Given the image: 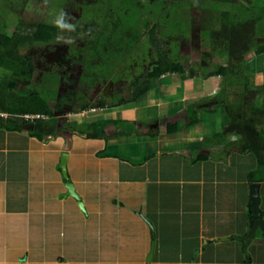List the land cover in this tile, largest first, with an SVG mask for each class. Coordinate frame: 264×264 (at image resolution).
<instances>
[{
    "label": "crops",
    "instance_id": "crops-1",
    "mask_svg": "<svg viewBox=\"0 0 264 264\" xmlns=\"http://www.w3.org/2000/svg\"><path fill=\"white\" fill-rule=\"evenodd\" d=\"M257 56L245 67L259 87ZM203 82L180 76L161 100L147 92L64 122L53 110L57 134L43 139L31 133L36 119L0 112L15 126L0 127V264H264L261 229L248 252L237 238L251 230L254 183L264 212V181L250 179L259 159L232 149L236 134L222 135L231 119L224 109L201 107L218 95L221 76ZM192 108L200 122L189 126L180 113ZM99 121L107 122L95 137L78 134ZM169 123L178 125L171 134ZM63 152L79 198L68 194Z\"/></svg>",
    "mask_w": 264,
    "mask_h": 264
},
{
    "label": "rangeland",
    "instance_id": "rangeland-1",
    "mask_svg": "<svg viewBox=\"0 0 264 264\" xmlns=\"http://www.w3.org/2000/svg\"><path fill=\"white\" fill-rule=\"evenodd\" d=\"M219 1L235 3L239 0H0V45L2 39L13 33L20 20L58 27H44V32L54 34L53 39L28 41L20 47L19 51L26 54L35 72L32 77L20 79L9 76L16 80L14 92L25 96L33 88L39 89L64 122L71 120V115L77 111L92 110L99 107L100 102L111 106L121 97L128 96L129 87L137 77H140L139 86L148 84L149 94L156 92V99L157 93L162 94L167 88L165 84L170 85L174 78L185 75L200 87L207 73L225 67V74L219 75L218 95L207 98L201 107L212 112L224 109L231 116L228 126L245 123L262 130L264 88L254 86L251 76L245 77L241 65L246 54L238 57L239 53L233 55L231 47H227L229 42L224 37L227 27L222 20L225 11L210 7ZM224 8H230L233 14L234 10H239L233 5ZM61 16L68 27L95 23L97 30L104 29L106 36H110L105 42L107 48L89 59L91 65L86 63V57L93 53L94 35L84 39L73 36L67 27L62 29L57 25ZM126 27L136 33L119 34ZM215 30L211 37L209 34ZM258 40L264 43V35ZM118 45L121 48L116 52ZM115 52L117 56H113ZM160 53L166 56L170 71L161 77H150ZM246 57L257 59L258 56L249 52ZM175 64H179L182 71L175 70ZM9 73L0 67V74L8 76ZM255 105L261 112L254 114ZM180 114L182 120H188L192 109ZM38 118L47 117L24 115L18 119ZM65 131L68 134L70 128L66 127Z\"/></svg>",
    "mask_w": 264,
    "mask_h": 264
},
{
    "label": "trees",
    "instance_id": "trees-1",
    "mask_svg": "<svg viewBox=\"0 0 264 264\" xmlns=\"http://www.w3.org/2000/svg\"><path fill=\"white\" fill-rule=\"evenodd\" d=\"M237 7L239 10H234L235 14L232 13V10L229 8H224L225 6ZM213 9H223L225 12L223 13V23L225 27H227L224 31V37L226 38L228 43L227 47H231V54L236 55L239 53L238 57H242V53L246 55L250 52H254L257 55L264 53V43L259 42L258 37L264 35V0H239L238 2L233 3L232 1H219L215 2L210 6ZM235 9V8H234ZM50 24H46L44 22L38 21H18L13 33L9 36H6L5 39H2V43L0 45V67L3 68L4 72L9 71V75L0 74V112H7L10 114H37V115H47L50 117L49 127L46 128L44 126L43 119H36L37 125L34 127L33 132H31L34 136H38L43 139L44 137L55 136L57 134V127L59 126V119L54 117L53 110L51 108L50 101L48 102L45 99L40 90L33 88L32 91L28 93V95H18L14 92V88L16 86V80L14 78H10L9 76L15 77H32L35 72V67L32 65L30 60L27 58L25 53L19 51L20 47L26 42H47L53 39V35L44 32V27H56L49 26ZM58 28V27H56ZM70 33L77 38H87L89 36H93L95 39V43H92L91 46L94 45L93 53L86 57V63L91 65L92 63L89 61L92 58V55H99L103 51V49L107 48L105 46V42L109 41V37L106 36L104 29H98L95 23L87 24L84 27H67ZM132 28H122L119 31V34L122 32H128L129 34L136 33L135 30H131ZM107 29H105L106 31ZM263 31V32H262ZM123 33V34H124ZM216 33L212 31L209 35L212 37ZM59 34V33H58ZM117 34V32H116ZM242 37H241V36ZM82 36V37H81ZM56 36H54L55 38ZM123 39V38H121ZM127 44L130 45L131 39L128 38ZM119 43V42H118ZM105 47V48H104ZM120 46H116L115 51L118 52L120 50ZM116 52L113 53V56H117ZM241 54V55H240ZM244 55L243 64L241 65L242 71L245 73V77H250L249 74L245 70V63L247 61V57ZM153 69L150 72V77H161L170 71L169 63L167 62V58L163 53H160L158 62L153 64ZM173 68L177 71H182V68L179 64H175ZM226 71L225 67H220L216 71H211L207 73L204 77L209 78L211 76H219L224 75ZM194 74V73H193ZM137 77L135 81L129 87V95L121 97L114 104L120 105L127 102H133L143 97L149 90L148 84L144 87L139 86ZM182 78H187L185 75H182ZM243 80V79H242ZM245 88H248V83L244 81ZM258 87V86H257ZM259 88H264V85L259 86ZM247 104V103H246ZM99 107H105L107 104L104 102L98 103ZM81 109H86L82 108ZM193 112L191 116L188 118L187 125H193L200 122L198 111L195 108H192ZM260 109L255 108L253 110L254 114H257ZM107 121H99L91 124H83V130H79L80 135L85 137H95L97 135L96 128L100 124H104ZM12 121L9 118H6L0 115V127L7 128L11 130L15 126L11 125ZM17 127V126H16ZM95 127V128H94ZM18 129V128H17ZM82 129V128H81ZM178 129L177 124L169 123L166 132L171 134ZM236 134L239 139L233 144L232 149H236L239 152H252L259 159V167L258 169L252 171L250 173V179L254 181H264V129L259 130L255 128H251L248 124H229L226 129L225 134ZM254 215L252 214V217Z\"/></svg>",
    "mask_w": 264,
    "mask_h": 264
},
{
    "label": "water",
    "instance_id": "water-1",
    "mask_svg": "<svg viewBox=\"0 0 264 264\" xmlns=\"http://www.w3.org/2000/svg\"><path fill=\"white\" fill-rule=\"evenodd\" d=\"M68 160H69V153L63 152L61 154L60 167L65 175V178L67 179L66 187L68 190V194L76 198H79V195L76 192L74 183L69 180ZM260 187H261L260 183H254L252 185V204H251L250 210L254 214V219L252 220L251 230L248 234L237 237L238 239L244 241V248L247 252H248L249 245L256 238L259 229L263 231V235H264V212L261 207L263 198H262Z\"/></svg>",
    "mask_w": 264,
    "mask_h": 264
},
{
    "label": "clouds",
    "instance_id": "clouds-1",
    "mask_svg": "<svg viewBox=\"0 0 264 264\" xmlns=\"http://www.w3.org/2000/svg\"><path fill=\"white\" fill-rule=\"evenodd\" d=\"M56 23H57V25L60 27V28H65V27H68V26H66L64 23H63V18H62V16H61V18L60 19H58L57 21H56ZM41 119V118H40Z\"/></svg>",
    "mask_w": 264,
    "mask_h": 264
}]
</instances>
